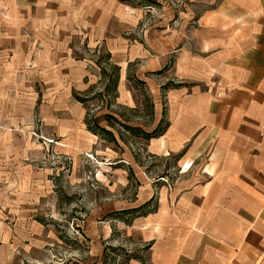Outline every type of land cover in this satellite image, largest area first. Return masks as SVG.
Returning a JSON list of instances; mask_svg holds the SVG:
<instances>
[{"label":"crops","instance_id":"1","mask_svg":"<svg viewBox=\"0 0 264 264\" xmlns=\"http://www.w3.org/2000/svg\"><path fill=\"white\" fill-rule=\"evenodd\" d=\"M190 5L183 16L171 9L173 15L139 33L146 16L132 1L0 0V45L12 42L16 55L48 57L51 74L75 69L77 90L85 97L100 90L101 75L88 60L74 62L70 55L85 47L104 51L121 68L117 107L140 114L142 101L127 80L129 65L146 83L154 104L152 130L163 119L168 128L159 138L138 141L161 164L174 157L179 179L171 191L160 183L156 192L138 177L137 206L156 197L157 211L124 227L136 250L149 246L144 262L130 264H264V0ZM27 45L30 52L21 50ZM172 78L179 86L163 92ZM65 89L67 96L55 105L59 111L44 116L48 139L59 144L85 116L79 109L77 120L72 118L70 87ZM124 165L139 168L133 152L111 170L123 174ZM121 205L108 213L134 209ZM26 226L28 231L17 232L28 239L30 231L35 238L44 229ZM5 242L0 264L12 250Z\"/></svg>","mask_w":264,"mask_h":264},{"label":"rangeland","instance_id":"2","mask_svg":"<svg viewBox=\"0 0 264 264\" xmlns=\"http://www.w3.org/2000/svg\"><path fill=\"white\" fill-rule=\"evenodd\" d=\"M121 1L134 2L145 13L139 33L156 24L171 9L181 17L191 8V0ZM21 50L30 52L31 45ZM16 52L12 42L0 45V244L5 240L12 247L6 264H102L107 247H124L133 253L145 248L140 246L136 250L125 236L129 231L124 228L126 225L108 218L117 211L108 212L118 203L122 204L120 207H138L136 200L141 187L138 177L143 186L153 183L156 192L160 183H165L171 191L179 179L176 161L171 157L161 164L158 159L149 158L142 146L146 144L125 134L128 146L121 144L123 150L98 137L96 140L87 131L84 119L91 109V114L106 128L105 115L121 114L136 119L135 123L152 132L153 127H146L150 121L149 110L146 108L138 115L117 107V102L108 109L107 103L96 100L77 106L75 97L84 98L85 93L77 90L75 69L71 68L69 74L60 71L51 74L48 57L16 55ZM76 52L78 55H70L71 61L88 60L101 75L98 62L101 56L107 55L104 51L99 55L96 50L85 47ZM135 70L132 67L131 74ZM168 83L179 85L175 78ZM66 87H70L72 118L77 120L79 109L85 116L77 120L66 142L59 144L55 139H48L50 132L44 125V116L50 110L59 111L55 105L67 96ZM96 87L100 90H92L90 97L103 92L104 85ZM136 92L143 103L141 93ZM129 151L138 160L139 168L133 170L124 165L120 168L125 171L123 174L112 171ZM121 174L124 182L120 180ZM120 182L121 186H117ZM34 223L44 228L35 238L32 231L29 239L18 235V228L28 231L26 225ZM114 230L120 233L119 237L113 234ZM10 231L12 239L7 234ZM34 239L40 240L38 247L30 245Z\"/></svg>","mask_w":264,"mask_h":264},{"label":"trees","instance_id":"3","mask_svg":"<svg viewBox=\"0 0 264 264\" xmlns=\"http://www.w3.org/2000/svg\"><path fill=\"white\" fill-rule=\"evenodd\" d=\"M98 66L101 70V80L99 84L104 85V90L102 93H96L92 97L87 96L85 98L76 96L75 99L77 102L87 105L92 101H98L99 103H107L106 106L109 109L114 105L118 99V85L120 81L121 68L111 61L110 55H104L100 57ZM133 65H129L127 72V80L132 85L135 91H139L143 97L142 103V112L147 108L150 112V121L146 124V127L153 126L154 119V104L150 99L146 88V83L138 80L135 74H131V69ZM108 80V81H107ZM107 83L105 84V82ZM179 85L167 84L163 87V92L169 90L173 87H178ZM126 108V107H122ZM128 111L135 114H140V111L137 109H129ZM116 115V116H115ZM107 114L104 117V120L107 123V127L104 128L100 125V122L97 121L95 115L91 114V109L87 110L85 117V125L87 131L92 135L100 138L101 140L113 144L119 149L123 150L121 143L128 146V142L125 140V135L130 136L133 140H144L150 141L155 138H159L164 134L168 128V123L165 124L163 121L155 128L152 132H146L142 127L135 125V120L133 118H127L121 114ZM165 116V112L163 114ZM116 133H115V132ZM125 134V135H124ZM147 154V152H146ZM150 158L151 156L147 154ZM135 156V155H134ZM136 162L138 160L135 158ZM131 169V173H132ZM157 211V198L154 197L150 201L146 202L142 206L134 209H126L122 211H117L108 216L111 220L119 221L131 227L133 222L142 217H146L149 214ZM115 236H120L116 230L113 231ZM114 237V236H113ZM149 250V246L137 250V253L130 252L124 247H107L104 251V261L102 264H130L132 260H139L144 262V255Z\"/></svg>","mask_w":264,"mask_h":264}]
</instances>
